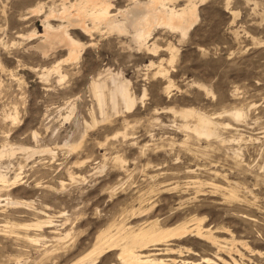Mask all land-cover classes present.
I'll use <instances>...</instances> for the list:
<instances>
[{"label":"rangeland","instance_id":"374dc122","mask_svg":"<svg viewBox=\"0 0 264 264\" xmlns=\"http://www.w3.org/2000/svg\"><path fill=\"white\" fill-rule=\"evenodd\" d=\"M38 1L42 0H0V150L13 149L0 157V165L9 179L19 178L15 188L6 187L0 194L43 212L1 201L0 264H24L26 253L29 264H54L39 244L24 239L25 233L35 232L24 224L48 217L62 235L72 228L57 259L58 264H71L123 207L142 194L151 196L157 203L156 214L169 225L193 216L203 218V226L212 228L220 239L232 236L247 243V249L238 245L242 256L233 253L239 264H264V0H203L199 18L186 37L166 29L153 31L149 43L154 41L156 53L138 49L129 35H95L90 41L73 33L83 43H95L83 49L75 64L63 65L62 81L54 73L45 76V70L66 51L45 60L27 49L37 41L27 35L43 31L42 15L27 10ZM184 3L174 4L179 8ZM160 65L166 72L157 73ZM108 68L130 81L136 105L131 112L121 104L117 111L108 106L109 118L102 120L91 83ZM187 109L229 123L231 127L221 130L234 142L207 145L197 138L192 127H182L195 122L194 117L180 116ZM234 109H242L245 118L227 115ZM249 136L259 141L252 143ZM178 152L182 167L174 164ZM210 161L228 173L231 182L251 190L240 191L249 203L223 202L218 195L206 194L199 201L179 204L186 197L182 190L151 192L179 180L182 186L195 176L211 181V175L198 172L209 168ZM186 167L196 174H188ZM66 216L72 224L61 227ZM48 230L47 235H55ZM187 240L170 247H189L194 254L167 257L200 264L207 257L218 264L231 263L222 251L219 255L228 262L218 260L216 247L207 241ZM112 263L120 264L114 253L97 262Z\"/></svg>","mask_w":264,"mask_h":264},{"label":"bare ground","instance_id":"6f19581e","mask_svg":"<svg viewBox=\"0 0 264 264\" xmlns=\"http://www.w3.org/2000/svg\"><path fill=\"white\" fill-rule=\"evenodd\" d=\"M177 1L178 0L38 1L27 10L30 15H42L40 21L43 31L38 33L33 30L27 35L29 39L37 38V41L32 45L30 44V46L28 45L27 49L37 52L39 56L45 60L55 56L62 50L66 51L65 57L56 59L52 66L45 70L47 74L45 76L54 73L58 76V81L64 80L66 76V73L62 71L63 65H68L70 63L75 64L83 49L95 43L90 42L86 44L81 42L74 37L73 33L76 32L88 37L90 41L95 38V35H129L132 38L131 42L133 41L138 49L145 47V49L149 51V54L150 52L156 53L157 47L154 41L149 43L154 30L158 28L166 29L170 32L180 33L182 37H186L199 18L198 6L203 0H185V3L179 8L174 4ZM119 4H125V6L122 7L119 6ZM54 21L57 22V24L53 23ZM169 47L171 46L169 45ZM142 50L144 51V49ZM174 50L175 52L177 51L176 48ZM175 52L171 54V61L176 54ZM164 68L165 67L162 68L160 65L157 73L166 72ZM65 70L67 69H64V71ZM40 75L43 74L41 73ZM121 75L115 72L112 73L108 68L105 70L104 76L95 80L92 79L91 90L97 102L96 104L98 105L102 120L109 118L107 112L108 106H110L112 110H116L119 104H121L125 111L131 112L136 105V96H134L129 89L130 81ZM73 108L74 105H71L70 110L72 111ZM227 115H230L236 120L245 118V112L242 109L227 111ZM180 116L183 118L194 117L195 122L192 126L184 124L182 127L187 129L192 127L194 135L204 140L207 145L234 142V139L230 140L226 136H223L221 130L222 128L231 127L229 123L220 124L216 122L217 120L215 121L213 117L189 109L181 111ZM94 122H97L95 118ZM36 136L37 135L34 133L33 138L35 139ZM249 141L256 143L259 141V137H250ZM68 146L72 149L75 147L74 144L69 143ZM4 147L0 150V157L5 155V153H13L12 148L5 149ZM191 154L194 155V153ZM179 155L180 152L177 153L176 159H178V161L175 160L176 162L174 164H176L177 167H182L184 163L181 161ZM209 165V168L197 165L198 168L201 167L198 172L202 173L205 171L208 175H211L212 180L209 182L195 176L182 183V186L179 180L168 183L163 187H158V185V188H153L151 192H155V194H166L182 190L183 193L186 194V197L181 198L179 204H184V202L195 199L197 200L200 195L206 194L212 196L218 195L223 202L248 201L245 196L240 194V191L244 189L248 191L247 193H252L251 190L237 182H231L229 174L222 170L219 165L213 164V161H210ZM186 172L188 174H196V171L191 167H186ZM68 174L71 179L74 178V174L71 171H69ZM220 179L225 183L214 182L215 180L220 181ZM18 180L19 178L17 175L14 176L13 179H9L6 174L1 171L0 165V191L9 186L11 187L9 190H12L15 188ZM63 183H61L62 186L64 185ZM207 187L210 188L209 191L206 189ZM135 194H137L136 191ZM155 194L154 196H156ZM6 195V197L1 198L0 194V204L1 201H5V204H10L11 207L14 208L28 206L27 209L33 208L28 210L43 214L41 209L34 208L29 203L23 201H15L11 199L8 194ZM145 195H139L133 200H136V203L131 200L133 203L130 202L129 206L125 205L126 207H123L120 212L118 211V214L115 213V217L112 216V218L114 217L111 219L112 221L108 225L106 224L107 226L97 233L93 244L74 259L71 264H97L100 257L109 253H114L120 264H200L188 260L185 261L183 259L177 260L176 257H167L172 254L181 256L184 255L183 252L194 254V251L189 247L184 246L183 249H185V251H183L182 248L173 249L170 247L174 242L186 241L188 238L207 241L211 246L216 247L214 255L217 259L225 263L228 262L219 255V252L222 251L226 253L231 260L230 264H239L238 260L233 256V253H238L240 256L243 255L238 249V245L246 249L249 248L245 241L236 240L232 236L228 240L220 239L214 234L212 228L203 226V218L193 216L190 219L181 220L169 225V220L162 218L160 213L156 214V212H158L157 203L155 204L154 201L151 200L150 195ZM69 222L72 224L71 219L66 216L62 220L60 226L65 227ZM8 225L11 226L10 224ZM23 226L26 229L34 227L35 230L32 234L25 233L24 239L29 243L39 244L43 248L46 259H48V261L50 259L52 263L58 264L57 259L60 257V250L65 244L64 241L71 234L72 228L62 235L56 228L57 225L50 217L44 220H37L32 224L26 223ZM47 230L49 233L55 235H47ZM30 260L29 254L26 253L24 264H29ZM202 260L205 261V264H218L212 258L207 257L202 258Z\"/></svg>","mask_w":264,"mask_h":264}]
</instances>
